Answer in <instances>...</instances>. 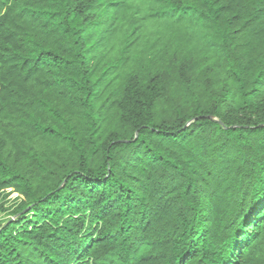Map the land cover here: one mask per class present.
Wrapping results in <instances>:
<instances>
[{
  "label": "trees",
  "instance_id": "trees-1",
  "mask_svg": "<svg viewBox=\"0 0 264 264\" xmlns=\"http://www.w3.org/2000/svg\"><path fill=\"white\" fill-rule=\"evenodd\" d=\"M0 264H264V0H0Z\"/></svg>",
  "mask_w": 264,
  "mask_h": 264
},
{
  "label": "rangeland",
  "instance_id": "rangeland-1",
  "mask_svg": "<svg viewBox=\"0 0 264 264\" xmlns=\"http://www.w3.org/2000/svg\"><path fill=\"white\" fill-rule=\"evenodd\" d=\"M11 191H8L4 195L0 197V203L5 206V208L8 210L6 213L2 215L3 220L11 219V212L13 210V207L15 204L18 203V195L17 194H9Z\"/></svg>",
  "mask_w": 264,
  "mask_h": 264
}]
</instances>
